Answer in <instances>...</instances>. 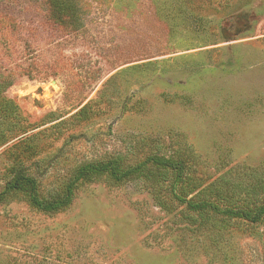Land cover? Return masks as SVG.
<instances>
[{
    "label": "rangeland",
    "instance_id": "rangeland-1",
    "mask_svg": "<svg viewBox=\"0 0 264 264\" xmlns=\"http://www.w3.org/2000/svg\"><path fill=\"white\" fill-rule=\"evenodd\" d=\"M39 2L12 4L38 21ZM67 2L77 30L66 49L82 60L0 97V193L23 172L53 200L80 166L111 158L184 160L186 177L153 163L121 181L89 173L59 210L10 192L0 264H264V217L179 199H264V0Z\"/></svg>",
    "mask_w": 264,
    "mask_h": 264
},
{
    "label": "trees",
    "instance_id": "trees-1",
    "mask_svg": "<svg viewBox=\"0 0 264 264\" xmlns=\"http://www.w3.org/2000/svg\"><path fill=\"white\" fill-rule=\"evenodd\" d=\"M0 97L6 99L5 92L18 79H30L57 75L63 63L67 60L76 63L82 58L67 51V38L77 30L75 11L69 8L67 0H40L37 6L41 13L40 20L29 17L27 20L18 16L19 12L31 8L24 4L15 9L18 0H0ZM12 2H16L12 4ZM73 11V12H70ZM24 14V13H23ZM27 15V14H26ZM74 15V16H73ZM53 28L57 33L43 35L44 30ZM45 34V33H44ZM54 35L52 38H48ZM75 57V58H74ZM10 101V100H8ZM85 112V111H84ZM83 113L81 109L76 114ZM147 163L167 167L173 171L176 180L183 181L186 172L184 160H172L161 155H151L141 164L124 168L117 159L111 158L101 162H89L78 168L77 174L70 181L65 194L59 198L48 200L37 193L36 179L23 172H18L6 182L0 193V202L13 191H27L31 202L42 210H59L68 206L74 196V186L89 173L108 172L115 180L121 181L134 174ZM188 206L194 209H209L213 212L240 217L250 222H258L264 217V199L246 200L242 203H230L222 206L214 201H192L180 197Z\"/></svg>",
    "mask_w": 264,
    "mask_h": 264
}]
</instances>
